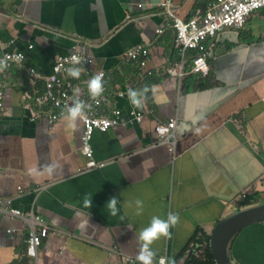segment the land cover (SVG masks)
I'll return each instance as SVG.
<instances>
[{
  "label": "crops",
  "instance_id": "0c3cea01",
  "mask_svg": "<svg viewBox=\"0 0 264 264\" xmlns=\"http://www.w3.org/2000/svg\"><path fill=\"white\" fill-rule=\"evenodd\" d=\"M160 2L0 0V59L11 51L26 56L22 65L0 72L6 93L0 110V198H14V207L38 212L51 227L38 249V264H129L124 255L137 257L139 231L154 215L166 219L168 213H178L180 220L170 229L171 239L152 245L155 259L165 255L183 264L196 233L210 235L219 218L248 206L243 202L249 196L264 203V9L250 15L241 30L207 41L205 75L185 70L179 80L169 19L156 14ZM209 2L173 0V16L189 21ZM138 45L148 49L145 69L125 58ZM74 47L93 62L80 67L73 94L89 100L88 81L103 71L108 103L100 113L120 111L117 124L92 135L93 159L102 164L95 169L85 167L79 120L73 129L63 118L51 125L36 117L43 81L34 84L27 75L34 68L47 77L55 59ZM193 55L188 52L185 66ZM145 86L143 107L133 108L128 90ZM131 110L144 114L140 123L131 119ZM170 118L176 119L173 153L154 134L155 124ZM46 162L59 166L54 175L30 174ZM86 196L92 207L84 206ZM113 196L119 200L116 217L105 207ZM137 199L143 201L139 216L125 206ZM261 227L238 233L230 256L234 247L249 262L264 263L257 254L244 255L263 242ZM27 237L21 219L0 212V264H35L26 255Z\"/></svg>",
  "mask_w": 264,
  "mask_h": 264
},
{
  "label": "built area",
  "instance_id": "2783aa9c",
  "mask_svg": "<svg viewBox=\"0 0 264 264\" xmlns=\"http://www.w3.org/2000/svg\"><path fill=\"white\" fill-rule=\"evenodd\" d=\"M173 0H161L158 4L156 14L169 19L167 24L173 31L174 46L177 50L178 60L175 63L173 74L181 80L187 74L185 71V62L188 52H194L191 58L190 72L198 75L207 73V41L216 39L223 31H239L241 30L247 18L255 12L264 9V0H212L209 2L202 13L197 14L193 19L184 21L173 16L172 12ZM139 8L142 5H138ZM163 30L157 29L156 33L160 34ZM32 48V46L30 47ZM148 49L138 45L128 50L125 58L128 62L137 64L141 69H145L149 62ZM79 60V64H75V60ZM4 60L7 61L8 67L12 65H22L26 56L22 52H8ZM92 57L77 51L74 47L73 52L58 56L52 66V73L47 77H39L38 72L34 68L27 70L28 78L32 83L43 81V92L35 98V103L38 106L37 116L47 119L48 123L53 125L56 121L66 115L67 107L71 106L75 100H80L85 104L86 116L78 119L82 124L81 135V152L86 158V169H95L102 164L97 163L93 159V148L91 138L95 131L105 132L110 127L117 124L120 120V111L114 109L111 115H102L100 109L108 103L106 98V75L103 74L104 92L97 100H83L77 98L73 93L76 91L73 79L67 74V69L72 66L88 67L92 64ZM95 74V75H96ZM6 93L4 87L0 86V110L4 108ZM131 119L140 123L144 114L135 110L130 111ZM35 117V118H36ZM154 134L158 144H164L170 152H174L177 137H176V119L170 118L166 122H158L154 126ZM21 187L18 188V194H22ZM245 197L246 195H242ZM14 198H0V212H3L11 217L19 218L28 229V237L26 240V255L31 263L38 264V249L41 246L43 239L46 238L51 230V227L46 223L43 217L34 210L22 211L13 205ZM55 234H62L58 229H52ZM168 264L165 255L158 256L154 259V264H159L161 259ZM125 262L129 264H139L136 258L124 255Z\"/></svg>",
  "mask_w": 264,
  "mask_h": 264
},
{
  "label": "clouds",
  "instance_id": "9594fccd",
  "mask_svg": "<svg viewBox=\"0 0 264 264\" xmlns=\"http://www.w3.org/2000/svg\"><path fill=\"white\" fill-rule=\"evenodd\" d=\"M75 60V58H74ZM79 60H75V64H79ZM8 67L7 61L0 59V72L4 71ZM67 74L74 78L79 79L81 75V68L77 66H72L67 69ZM104 92V82L103 74L98 73L94 75L88 81V93L92 100H97ZM149 92V87L145 86L141 90L129 89L127 96L130 104L133 108H142L144 101L147 98V93ZM85 104L80 100H75L71 106L67 107L66 115H63V119L67 122L69 128H75L77 126L78 119H82L86 116ZM58 165L46 162L39 169H30V174L33 175H44L49 176L54 175L58 171ZM119 200L113 196L109 198L106 203V208L109 216H118L120 209L117 207ZM85 207H92V198L85 197L84 199ZM125 206L127 208H135V215L139 216L143 212V201L140 199L134 202H126ZM120 219H124L120 216ZM180 217L178 213H168L167 218H161L160 216H153L150 223L143 227L138 233V241L140 242V250L136 257L139 264H154V259L156 257V252L153 250L152 245L155 241L163 238L171 239L172 233L171 228L175 227L179 223ZM159 264H165V260L162 258ZM168 264H176L175 259H170Z\"/></svg>",
  "mask_w": 264,
  "mask_h": 264
},
{
  "label": "water",
  "instance_id": "95a60500",
  "mask_svg": "<svg viewBox=\"0 0 264 264\" xmlns=\"http://www.w3.org/2000/svg\"><path fill=\"white\" fill-rule=\"evenodd\" d=\"M264 222V203L230 212L217 220L209 235V247L215 264H235L230 256L231 245L238 233Z\"/></svg>",
  "mask_w": 264,
  "mask_h": 264
},
{
  "label": "trees",
  "instance_id": "16d2710c",
  "mask_svg": "<svg viewBox=\"0 0 264 264\" xmlns=\"http://www.w3.org/2000/svg\"><path fill=\"white\" fill-rule=\"evenodd\" d=\"M176 54H177V50H176ZM192 54H194V52H192ZM177 60H178V54H177ZM129 64L135 65V68L139 69L137 64L132 63V62L131 63L129 62ZM190 66L191 65L185 66V70L189 71L191 68ZM195 75H198V74H195ZM243 203H245V205H248V206H250V205L255 206V205L259 204V201L257 200L256 196H249L246 198L245 202H243ZM261 224H264V222L258 223V224H253V225L260 227ZM260 231H261V235L264 236V227H261ZM196 235H197V233L195 234V236L190 241V242H194V244L191 247H188L189 252L185 257L183 264H215L213 255H212V253L210 251V247H209V235H201L200 237H196ZM258 244L259 245L257 246V248L253 247L251 250L246 251L244 253V255L250 254L251 256H253L254 254L255 255L257 254V255L261 256L262 258H264V240L262 243L260 241ZM231 259L236 264H254V263L249 262V260L244 258L241 254H239V252L234 247H233V250L231 252ZM261 264H264V263H261Z\"/></svg>",
  "mask_w": 264,
  "mask_h": 264
}]
</instances>
